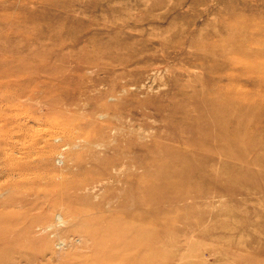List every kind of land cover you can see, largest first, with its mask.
Instances as JSON below:
<instances>
[{"label": "rangeland", "instance_id": "1", "mask_svg": "<svg viewBox=\"0 0 264 264\" xmlns=\"http://www.w3.org/2000/svg\"><path fill=\"white\" fill-rule=\"evenodd\" d=\"M0 264H264V0H0Z\"/></svg>", "mask_w": 264, "mask_h": 264}, {"label": "bare ground", "instance_id": "2", "mask_svg": "<svg viewBox=\"0 0 264 264\" xmlns=\"http://www.w3.org/2000/svg\"><path fill=\"white\" fill-rule=\"evenodd\" d=\"M205 96V95H204ZM207 99V105L208 107L211 109L210 111H199L200 112V118L203 119V124H205L206 126L213 128V127H220V129H223L226 133L228 131L231 132H239L240 129H237V126L235 124V117L236 115L234 114V108L236 107L234 98L230 99L228 102L226 100H224L223 98H221L220 96H218L216 93L214 94V96L210 99L209 97H206ZM203 100V99H201ZM217 107V109H220L222 111H225L226 113L229 112V117H225L223 115L220 114L219 117L214 118V120H211L209 118L210 116V112L213 111L215 108ZM231 115V116H230ZM222 131V130H220ZM233 133V134H234ZM237 135V133H235Z\"/></svg>", "mask_w": 264, "mask_h": 264}]
</instances>
